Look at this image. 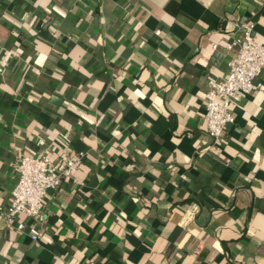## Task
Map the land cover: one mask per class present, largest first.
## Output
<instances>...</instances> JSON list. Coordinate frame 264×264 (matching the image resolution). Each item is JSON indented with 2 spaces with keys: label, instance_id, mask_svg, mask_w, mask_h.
<instances>
[{
  "label": "crops",
  "instance_id": "crops-1",
  "mask_svg": "<svg viewBox=\"0 0 264 264\" xmlns=\"http://www.w3.org/2000/svg\"><path fill=\"white\" fill-rule=\"evenodd\" d=\"M264 0H0V264H264V72L206 127ZM85 154L34 242L1 212L23 156Z\"/></svg>",
  "mask_w": 264,
  "mask_h": 264
},
{
  "label": "built area",
  "instance_id": "built-area-1",
  "mask_svg": "<svg viewBox=\"0 0 264 264\" xmlns=\"http://www.w3.org/2000/svg\"><path fill=\"white\" fill-rule=\"evenodd\" d=\"M254 25L243 30L241 39L228 46L237 48V55L229 63V71L222 80L210 79L206 94V127L215 143L219 142L227 127L234 123L231 109L233 102H240L243 95L249 94L259 86L255 80L264 72V43L256 40ZM85 154L63 155L59 160L48 156H23L15 165L18 182L11 193L9 206L1 212L9 226L37 242L41 230L27 229L19 218L25 216L36 223L46 220V199L50 191L58 190L62 184L75 176Z\"/></svg>",
  "mask_w": 264,
  "mask_h": 264
}]
</instances>
